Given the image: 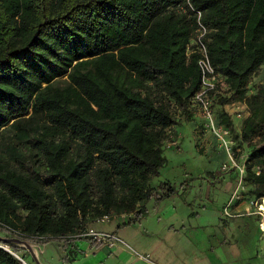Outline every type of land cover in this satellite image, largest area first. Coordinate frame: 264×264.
<instances>
[{
	"label": "trees",
	"instance_id": "obj_1",
	"mask_svg": "<svg viewBox=\"0 0 264 264\" xmlns=\"http://www.w3.org/2000/svg\"><path fill=\"white\" fill-rule=\"evenodd\" d=\"M188 3L229 88L217 121L235 148L251 147L244 181L264 198V84L248 95L264 66V0ZM195 22L187 0H0V231L24 245L75 240L64 237L106 215L137 221L174 192L149 181L166 163L173 111L193 113ZM230 96L247 111L239 135L222 108ZM0 261L21 264L1 248Z\"/></svg>",
	"mask_w": 264,
	"mask_h": 264
},
{
	"label": "crops",
	"instance_id": "obj_2",
	"mask_svg": "<svg viewBox=\"0 0 264 264\" xmlns=\"http://www.w3.org/2000/svg\"><path fill=\"white\" fill-rule=\"evenodd\" d=\"M224 112L232 121L235 135H239L246 107L243 114L229 113L225 107ZM169 133L164 149L175 153L163 152L166 163L151 177L149 185L159 195L164 193L162 185L172 187L174 192L160 200L150 199L146 213L137 221L129 223L132 215H121L113 216L108 223L89 226L117 236L122 243L109 247L88 238L30 243L27 255L19 249L29 263L261 264L264 217L256 210L243 213L249 208L240 196L243 175L233 166L244 167L246 153L236 158L232 155L231 159L194 113L188 121L178 118ZM185 150L192 160L175 162L173 159ZM224 165L231 168L222 172Z\"/></svg>",
	"mask_w": 264,
	"mask_h": 264
},
{
	"label": "built area",
	"instance_id": "obj_3",
	"mask_svg": "<svg viewBox=\"0 0 264 264\" xmlns=\"http://www.w3.org/2000/svg\"><path fill=\"white\" fill-rule=\"evenodd\" d=\"M187 5L195 16L196 29L194 37L187 46L185 55L187 58L193 53L197 55L196 65L200 73V86L197 93L191 99L189 109H191L193 113L198 116L204 129L219 140L221 145L225 148L228 156L232 159V146L234 142L231 139L229 130L217 121L213 110L214 100L216 98L225 97L227 91L229 90L228 84L226 79L215 70L209 59L206 46L208 30L201 21L202 13L194 10L190 3H188V0ZM233 166L239 170L241 175L244 174V167H238L235 164ZM228 168L231 167L224 165L221 167V171L225 172ZM224 214H228L227 210L224 211ZM112 218L114 217L106 215L98 219L97 222L108 223ZM14 234L19 236L16 232H14ZM64 238H88L96 244H107L109 247L114 246L116 243H122V241L113 234L97 232L90 228L73 237L68 236ZM38 239H42V237H39ZM0 248L9 252L21 264H28L18 254L13 253L8 246L1 244ZM0 264L4 263L0 261Z\"/></svg>",
	"mask_w": 264,
	"mask_h": 264
},
{
	"label": "rangeland",
	"instance_id": "obj_4",
	"mask_svg": "<svg viewBox=\"0 0 264 264\" xmlns=\"http://www.w3.org/2000/svg\"><path fill=\"white\" fill-rule=\"evenodd\" d=\"M262 84H264V66L263 67H261L259 70H258V72L254 75V76H252V78L250 79V82H249V84H248V95H250V94H252V92H254V90H255V88L257 87V86H259V85H262ZM229 100H228V102L227 103H225L223 106H222V108H223V110H224V107H225V109H226V111L227 112H229V113H231V112H234V114H236V112L237 113H241V114H243L244 113V111H245V107H243V106H245L244 105V103H240L239 101H237L234 97H232V96H230L229 98H228ZM218 102V101H217ZM216 102V103H217ZM220 103H222V99L221 100H219V102L217 103L218 104V106H219V104ZM217 106V110L220 112L221 111V108H219ZM215 110H216V107H215ZM173 113H174V115H175V117H178V118H180V117H182V114L179 112L178 113V111L177 110H175V111H173ZM232 139H233V137H232ZM233 141H234V139H233ZM237 143H235V141H234V145L232 146L233 148V154L234 155H239V154H242V152H244V153H246L245 155H244V158H247L246 156H247V154L249 153V151H250V149H251V147L250 146H248L247 144H244L243 146H242V148L241 149H237V148H235V147H237ZM235 148V149H234ZM169 151H175V150H165L164 149V151L163 152H165L166 154H168V153H175V152H169ZM168 152V153H167ZM164 154V153H163ZM183 159H188V162L189 161H191L192 160V156H191V153L190 152H188V151H184L182 154H179L178 156H176V158L175 159H173L174 161L176 160L177 162L178 161H181V160H183ZM175 161V162H176ZM244 164H245V162H244ZM173 173V172H172ZM171 173V174H172ZM218 173V172H217ZM244 177H245V168H244V174H243V179H242V181H241V186H242V189H241V191H240V196H241V198L243 197V199H244V201H246V202H248V206H249V208H248V211H245V212H243V213H247V212H250V211H258V206H260L261 204H263L264 203V198H261V199H257V198H255L252 194H251V190H252V188H251V186L249 185V184H247L245 181H244ZM240 198V199H241ZM263 217V216H262ZM240 218H242V217H240ZM0 237H2V238H6V239H15L16 238V235L14 234V233H12L11 231H9V232H2V231H0ZM0 245H1V243H0ZM29 246H30V243L28 244ZM28 245H24V247H21V248H17L18 249V252H17V254L21 257V258H23L25 261H26V263H28V264H30L29 263V261L26 259V257H25V255H27V253H28ZM19 249L20 250H22L23 252H24V254L22 253V252H20L19 251ZM263 250H264V248H262ZM263 254V257L260 259V261H261V264H264V252L262 253ZM255 261V260H254Z\"/></svg>",
	"mask_w": 264,
	"mask_h": 264
},
{
	"label": "water",
	"instance_id": "obj_5",
	"mask_svg": "<svg viewBox=\"0 0 264 264\" xmlns=\"http://www.w3.org/2000/svg\"><path fill=\"white\" fill-rule=\"evenodd\" d=\"M10 242H15L16 244H21V242L19 240L16 239H6V238H2L0 237V243L4 246H6L7 244H9ZM24 246V244H23ZM28 249H29V245H28Z\"/></svg>",
	"mask_w": 264,
	"mask_h": 264
},
{
	"label": "bare ground",
	"instance_id": "obj_6",
	"mask_svg": "<svg viewBox=\"0 0 264 264\" xmlns=\"http://www.w3.org/2000/svg\"><path fill=\"white\" fill-rule=\"evenodd\" d=\"M258 211H260L262 216L264 217V203L258 206Z\"/></svg>",
	"mask_w": 264,
	"mask_h": 264
}]
</instances>
